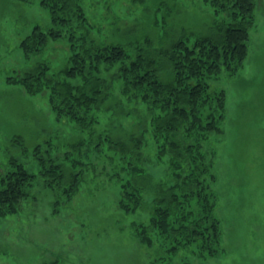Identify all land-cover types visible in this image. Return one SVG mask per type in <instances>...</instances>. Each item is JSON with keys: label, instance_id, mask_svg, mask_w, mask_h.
I'll use <instances>...</instances> for the list:
<instances>
[{"label": "trees", "instance_id": "trees-1", "mask_svg": "<svg viewBox=\"0 0 264 264\" xmlns=\"http://www.w3.org/2000/svg\"><path fill=\"white\" fill-rule=\"evenodd\" d=\"M203 1L213 12L204 31L165 23L158 42L141 33L127 43H109L87 21L83 0H40L52 27L36 25L20 47L35 54L65 32L70 55L59 70L40 63L16 82L30 93L47 90L57 118L73 122L86 136L72 144L79 151L74 160L69 152L63 160L44 156L36 145L37 172L10 158L9 169H0V217L19 213L36 198L38 178L56 198L53 213L59 214L80 191L86 170H96V161L105 157L110 171L99 173L120 189L121 211L141 217L132 227L144 247L168 256L192 249L202 258L223 250L214 189L217 155L209 144L223 134L227 93L213 89L212 82L245 68L256 3ZM123 123L130 129L115 130ZM160 166L156 179L150 171Z\"/></svg>", "mask_w": 264, "mask_h": 264}, {"label": "rangeland", "instance_id": "rangeland-1", "mask_svg": "<svg viewBox=\"0 0 264 264\" xmlns=\"http://www.w3.org/2000/svg\"><path fill=\"white\" fill-rule=\"evenodd\" d=\"M255 3L245 68L235 77L212 82L213 89L227 93L223 134L209 144L217 155L214 189L223 250L202 258L192 249L168 256L144 247L132 227L141 217L121 211L120 189L99 173L110 171L103 157L93 158L97 169L86 170L80 191L69 204L58 206L59 214L53 213L56 198L38 178L32 188L36 198L19 213L0 217V264H264V0ZM82 4L95 33L109 43H127L141 33L158 42L165 23L169 28L185 24L204 31L213 13L203 0H83ZM36 25L44 31L52 27L50 12L40 0H0V169H9L10 158L15 157L39 171L33 156L38 144L44 156L63 160L69 152L74 160L79 151H73L72 144L86 136L73 122L57 118L47 90L30 93L16 82L40 63L57 71L70 55L65 32L58 40L49 39L41 52L27 55L20 44ZM130 125L123 123L115 130H129ZM163 170L152 167L150 173L157 179ZM160 258L165 259L157 261Z\"/></svg>", "mask_w": 264, "mask_h": 264}]
</instances>
